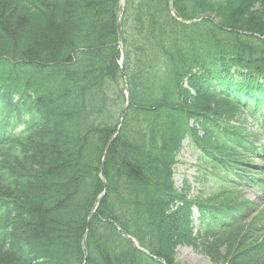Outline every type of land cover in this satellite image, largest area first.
<instances>
[{
	"label": "trees",
	"instance_id": "1",
	"mask_svg": "<svg viewBox=\"0 0 264 264\" xmlns=\"http://www.w3.org/2000/svg\"><path fill=\"white\" fill-rule=\"evenodd\" d=\"M58 1L59 0H0V46L6 44L9 46L14 45L20 41V37H24L39 45L43 54H45L46 51L52 55L58 54L61 49H65L68 53L69 47L66 43L73 34L76 25L81 28L83 27L84 22L85 26H90L88 21H92V19L88 14L85 15V17L82 16L84 12L82 3L84 4V0H63V8L58 11L50 10V4H53L54 6ZM138 1L139 6L137 11L141 14L144 9L142 4L143 0ZM252 1H258V7H253ZM234 8L235 9L231 12L228 21L225 23L226 27L231 29H246L254 32H264V0H238V5ZM254 8L257 9L255 10ZM86 17L87 22L84 21ZM136 23L138 32H141L144 24L139 18L136 19ZM110 24L111 23H109L108 26H110ZM148 36L154 35L148 32ZM109 37L110 33H104L101 39L95 40L98 41V45L102 43V46H104L111 39ZM146 42L148 43L147 40ZM85 46L89 48L87 45ZM97 46L89 48L86 52V59L90 64L91 59L102 47L100 46L99 49H97ZM152 47H155V50H158L159 55L156 59H153V55L151 57L145 52L144 65L146 70H150L144 75H138L140 79H143L142 91L149 96L148 108L150 109L143 111V116L141 117H138L137 114L130 111L123 126V134L125 133L127 137L136 140L140 135V127L152 124L156 120V115L157 118L160 119V123L157 125V143L150 144L149 152L148 154H145L141 152L147 151V145L143 135H140L142 138L136 140L134 144H129L130 140L126 138L123 146L118 145L121 140L119 139L115 143V154L120 153V150L125 148L128 154L134 155L140 159H145L147 155L155 152V150L161 145L165 143L170 144L174 141L175 135L172 136L167 133L175 130L176 125L170 126L164 123L162 119L166 118L167 121H171L175 119V116L173 114H168L170 113L168 111L169 105L161 98L159 92V80H164L163 68L167 69L170 65L169 56L173 52L174 47L172 44L165 45L163 41L158 44L156 42ZM26 55H29V58L31 59V56H34V52L29 51L25 56ZM102 64V67H104L108 62L105 60ZM181 65L185 66L186 62ZM156 68H159V70L156 71ZM90 97L91 96L86 95L82 96L81 99L84 101H90ZM93 98L94 100L97 99L96 97ZM92 104L94 105L93 102ZM119 111L120 108L111 116L113 128L117 122ZM43 126L44 124L41 128H43ZM60 145H64V142L59 141L50 130H38L33 134V138L30 142L31 149L38 148L36 150L37 159L42 161H44L46 157V152L57 154ZM66 145L67 141L65 140V150ZM23 153L24 158H27L26 153ZM22 170L23 165H20L19 176H22ZM64 174V172H60V177H63ZM17 189L19 190L18 192H15L14 195L16 201H21L22 198L29 200L31 195L37 192L36 185H31V177L26 183L19 182L17 184ZM36 213L40 215L39 211ZM41 222L43 223L42 220ZM13 231L14 243L16 245H25L27 247H30L32 243H35L41 235L38 233V229L31 230L27 223L21 221H19L17 227ZM66 257L67 256L65 255V258ZM5 259H7V257Z\"/></svg>",
	"mask_w": 264,
	"mask_h": 264
},
{
	"label": "rangeland",
	"instance_id": "2",
	"mask_svg": "<svg viewBox=\"0 0 264 264\" xmlns=\"http://www.w3.org/2000/svg\"><path fill=\"white\" fill-rule=\"evenodd\" d=\"M254 9L256 10L257 8ZM184 155L186 156L184 162H189L190 158L196 156L197 153L189 145H186L184 149ZM177 170H181L182 172H184V175L189 179V183L193 184V181L188 174V165H180L177 167ZM190 174H192V171L190 172ZM179 256L189 264H210L205 257H201L198 254L195 255L193 252H190L187 249H180Z\"/></svg>",
	"mask_w": 264,
	"mask_h": 264
}]
</instances>
